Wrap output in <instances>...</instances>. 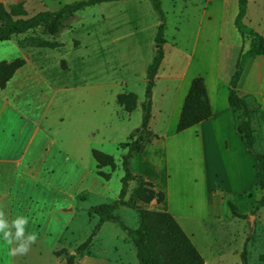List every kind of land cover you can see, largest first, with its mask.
I'll return each instance as SVG.
<instances>
[{
  "label": "rangeland",
  "instance_id": "374dc122",
  "mask_svg": "<svg viewBox=\"0 0 264 264\" xmlns=\"http://www.w3.org/2000/svg\"><path fill=\"white\" fill-rule=\"evenodd\" d=\"M81 1L88 0H0L5 8L22 3L27 16ZM159 2L166 43L154 80L155 121L149 128L153 133L166 127L163 114L173 82L164 78L184 68L204 4ZM237 13L238 1L225 0L219 60L223 80H230L239 53L250 46L248 36L236 28ZM62 22L65 28L56 38L36 29L0 42V62L25 61L0 89V214L9 225L19 216L27 217L23 242L28 243V234L37 236L27 253L11 255L18 242L8 245L0 233V264H68L71 256L73 264H138L135 248L118 224H99L89 209L118 198L125 153L120 146L141 126L146 73L155 55L160 15L150 0H124L85 7ZM242 24L264 39V0H247ZM28 37L55 40L62 46L20 47L18 42ZM124 93L136 96L130 113L116 102ZM93 151L111 156L115 168L97 170ZM99 172L110 174L109 180ZM135 187V182L129 184L127 205L114 212L131 229L138 226L139 209L156 211L153 202L135 200ZM260 195L257 192L256 198ZM227 202L245 218L232 216ZM250 202L247 196H216L207 223L191 222L187 227L183 222L205 264H264V207L252 214L250 225ZM97 225L91 244L76 254Z\"/></svg>",
  "mask_w": 264,
  "mask_h": 264
},
{
  "label": "crops",
  "instance_id": "0c3cea01",
  "mask_svg": "<svg viewBox=\"0 0 264 264\" xmlns=\"http://www.w3.org/2000/svg\"><path fill=\"white\" fill-rule=\"evenodd\" d=\"M224 1L204 0L195 41L184 68L179 74L164 78L173 82L163 114L166 127L160 132H152L158 139L147 144L142 153H133L130 159L131 173L151 182L156 191L164 194L160 204L153 201L155 210L169 213L186 235L183 222L188 227L191 222L207 223L210 220L212 198L247 196L251 198L252 206L260 198H256L260 192L256 185L257 162L237 133L236 114L227 100L229 80L220 76ZM262 60V56L248 59L236 90L249 106L254 148L264 154ZM195 77L204 80L212 116L177 133L182 105ZM153 96L152 89L149 128L155 121Z\"/></svg>",
  "mask_w": 264,
  "mask_h": 264
},
{
  "label": "trees",
  "instance_id": "16d2710c",
  "mask_svg": "<svg viewBox=\"0 0 264 264\" xmlns=\"http://www.w3.org/2000/svg\"><path fill=\"white\" fill-rule=\"evenodd\" d=\"M124 0H88L75 2L61 6L56 11H43L32 16H27V12L22 3L10 5L5 8L0 2V42L8 41L12 36L24 35L30 31L41 29L42 35L56 38L65 25L63 19H70L74 14L85 7L106 2H118ZM160 15V24L155 35V55L147 68L146 86L144 102L142 103V122L138 129L132 131L127 143L120 146L125 151L121 158V168L123 177L121 179V189L118 198L110 203L99 204L89 209L90 215L98 217L99 224L113 222L130 238L136 253L138 264H204L202 256L192 244L189 237L183 232L175 219L167 212L139 209L138 226L136 229L127 227L118 217L114 215L120 207L126 206L125 200L129 184L136 183L133 196L136 201L149 204L155 201L160 204L164 200V194L156 191L151 182L146 181L141 176H135L130 170V159L133 153H142L147 144L158 139L149 129L152 107V89L157 70L163 60L165 44V17L160 9L159 0H150ZM238 1V13L235 25L241 36H248L250 46L246 51H241L235 63V70L228 81V104L236 114V130L241 140L245 143L249 154L255 157L257 162V188L261 192L260 198L255 202L251 215L255 211L264 207V154L255 150V136L251 125V114L247 102L241 98L236 90L237 82L241 76L244 66L249 58L262 56L264 58V39L261 35L251 29H246L242 20L246 14L247 0ZM22 48H48L56 49L62 46L55 40H47L38 37H28L18 42ZM25 65L23 59H15L10 62H0V89L3 90L11 80L16 71ZM116 102L125 112H132L136 105V96L132 93L120 94L116 97ZM212 116L211 106L207 97V92L202 77L192 79L188 92L185 96L181 113L176 125V132H182ZM92 156L96 162L97 170L109 167L115 168L114 160L111 156L99 151H93ZM105 180H109L110 174L98 173ZM227 206L232 216L244 219L245 215H240L237 207L227 202ZM97 225L88 238L76 248V254H83L91 244ZM246 243L241 252L242 262L246 263ZM68 264H73V257L68 258Z\"/></svg>",
  "mask_w": 264,
  "mask_h": 264
},
{
  "label": "clouds",
  "instance_id": "9594fccd",
  "mask_svg": "<svg viewBox=\"0 0 264 264\" xmlns=\"http://www.w3.org/2000/svg\"><path fill=\"white\" fill-rule=\"evenodd\" d=\"M27 223V217L19 216L9 225L8 221L3 219L2 214H0V233H2L3 239L8 245L13 244L14 241L18 242L17 247L11 249V255L27 253L29 251L28 245L37 240L36 234L31 233L26 237L28 243L23 242L25 233L23 225ZM12 229H15V231L13 232Z\"/></svg>",
  "mask_w": 264,
  "mask_h": 264
},
{
  "label": "water",
  "instance_id": "95a60500",
  "mask_svg": "<svg viewBox=\"0 0 264 264\" xmlns=\"http://www.w3.org/2000/svg\"><path fill=\"white\" fill-rule=\"evenodd\" d=\"M250 217H251V218H250V225H251V224H252L253 216L251 215Z\"/></svg>",
  "mask_w": 264,
  "mask_h": 264
}]
</instances>
